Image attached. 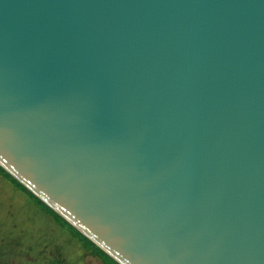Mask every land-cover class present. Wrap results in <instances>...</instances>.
I'll return each mask as SVG.
<instances>
[{
  "label": "water",
  "instance_id": "95a60500",
  "mask_svg": "<svg viewBox=\"0 0 264 264\" xmlns=\"http://www.w3.org/2000/svg\"><path fill=\"white\" fill-rule=\"evenodd\" d=\"M0 166L120 264H264V0H0Z\"/></svg>",
  "mask_w": 264,
  "mask_h": 264
},
{
  "label": "rangeland",
  "instance_id": "374dc122",
  "mask_svg": "<svg viewBox=\"0 0 264 264\" xmlns=\"http://www.w3.org/2000/svg\"><path fill=\"white\" fill-rule=\"evenodd\" d=\"M34 234L35 238L49 240L55 256L69 264H104L99 257L84 250L79 241L66 229H56L52 219L33 211L24 195L0 179V255L4 252H22L20 244ZM44 235L45 237H38ZM38 246H42L40 243ZM49 250L38 255L22 256L16 264H52ZM21 255V254H20ZM21 257V256H19ZM57 264V263H56Z\"/></svg>",
  "mask_w": 264,
  "mask_h": 264
},
{
  "label": "trees",
  "instance_id": "16d2710c",
  "mask_svg": "<svg viewBox=\"0 0 264 264\" xmlns=\"http://www.w3.org/2000/svg\"><path fill=\"white\" fill-rule=\"evenodd\" d=\"M0 179L5 183L7 181L9 186H12L13 189L21 192L24 195L25 202H29L32 205L33 211L35 213H38L41 216L52 219L53 222L55 223L56 229H62V228L66 229L67 232L72 237H74L75 239H77V241H79L81 247L84 250L89 251L91 254H94L97 257H99V259L104 264H120L115 259H113L110 255L104 252L101 248H99L96 244H94L91 240L85 237L76 228L70 225L62 216L56 213L52 208H50L48 205L42 202L37 196H35L30 190H28L25 186H23L19 181H17L8 172H6L1 166H0ZM38 237H45V236L41 235ZM38 243H40L42 246H38L37 245ZM20 247L22 249V252L20 253H18V251H16L15 253H12L14 251L12 252L3 251L0 255V264H16L17 260L15 258H22V256H28V255H38L39 253L45 254L47 250L51 251L50 261L52 264H56V263L57 264H69V263H64L58 260V258L55 256V253L50 248L49 240L45 238H41V239L35 238L34 234H32V236H30L26 240H23L20 244ZM12 260H16V261L12 262ZM46 262L45 264H47ZM29 264H31V262Z\"/></svg>",
  "mask_w": 264,
  "mask_h": 264
}]
</instances>
